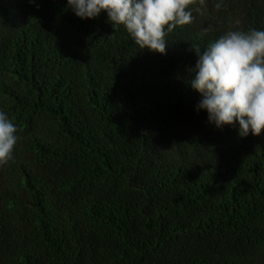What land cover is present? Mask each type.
I'll use <instances>...</instances> for the list:
<instances>
[{
  "label": "trees",
  "instance_id": "1",
  "mask_svg": "<svg viewBox=\"0 0 264 264\" xmlns=\"http://www.w3.org/2000/svg\"><path fill=\"white\" fill-rule=\"evenodd\" d=\"M141 50L107 13L0 0V264H264V132L217 127L190 81L209 43L264 31V0H193Z\"/></svg>",
  "mask_w": 264,
  "mask_h": 264
},
{
  "label": "clouds",
  "instance_id": "2",
  "mask_svg": "<svg viewBox=\"0 0 264 264\" xmlns=\"http://www.w3.org/2000/svg\"><path fill=\"white\" fill-rule=\"evenodd\" d=\"M33 2V0H29ZM193 0H67L75 15L95 19L106 12L113 28L123 26L143 51L166 54V37L192 23ZM191 86L202 94L199 107L217 127L239 124V135L264 132V31L230 30L203 49ZM18 128L0 110V166L14 160Z\"/></svg>",
  "mask_w": 264,
  "mask_h": 264
}]
</instances>
